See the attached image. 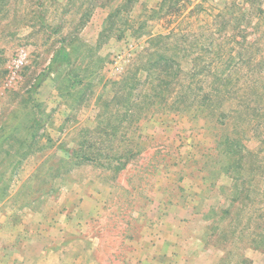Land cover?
<instances>
[{"label":"rangeland","instance_id":"rangeland-1","mask_svg":"<svg viewBox=\"0 0 264 264\" xmlns=\"http://www.w3.org/2000/svg\"><path fill=\"white\" fill-rule=\"evenodd\" d=\"M0 264H264V0H0Z\"/></svg>","mask_w":264,"mask_h":264},{"label":"built area","instance_id":"built-area-1","mask_svg":"<svg viewBox=\"0 0 264 264\" xmlns=\"http://www.w3.org/2000/svg\"><path fill=\"white\" fill-rule=\"evenodd\" d=\"M23 61H24V53L20 52L12 62V66H11L12 72L19 69V67L23 64Z\"/></svg>","mask_w":264,"mask_h":264},{"label":"trees","instance_id":"trees-1","mask_svg":"<svg viewBox=\"0 0 264 264\" xmlns=\"http://www.w3.org/2000/svg\"><path fill=\"white\" fill-rule=\"evenodd\" d=\"M176 2H177V0H176ZM162 58H163V56H162V55H160V56H159V61H160ZM159 61H158V62H159ZM158 62H157V63H158ZM161 67H162V68H164V69H165V71H166V68H168V67H169V66L167 65V60H164V61H163V64H162V66H161ZM172 76H175V73H173V74H172Z\"/></svg>","mask_w":264,"mask_h":264}]
</instances>
